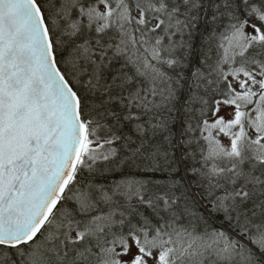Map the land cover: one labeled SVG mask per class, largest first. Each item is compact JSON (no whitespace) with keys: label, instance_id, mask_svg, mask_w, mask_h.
<instances>
[{"label":"snow or ice","instance_id":"6c2138e0","mask_svg":"<svg viewBox=\"0 0 264 264\" xmlns=\"http://www.w3.org/2000/svg\"><path fill=\"white\" fill-rule=\"evenodd\" d=\"M0 264H264V0H0Z\"/></svg>","mask_w":264,"mask_h":264}]
</instances>
